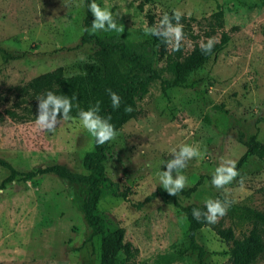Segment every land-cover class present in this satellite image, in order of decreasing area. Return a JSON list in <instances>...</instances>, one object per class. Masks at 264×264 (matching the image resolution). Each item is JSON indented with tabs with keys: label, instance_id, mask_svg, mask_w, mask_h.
Masks as SVG:
<instances>
[{
	"label": "rangeland",
	"instance_id": "obj_1",
	"mask_svg": "<svg viewBox=\"0 0 264 264\" xmlns=\"http://www.w3.org/2000/svg\"><path fill=\"white\" fill-rule=\"evenodd\" d=\"M97 2L109 8L123 28L94 32L124 36L128 47L151 67L161 66L174 46L146 33L147 27L159 26L165 13H181L186 52L209 37L223 47L217 59L190 76L188 86L163 94L159 83L154 84L138 102L139 117L119 129L109 144L105 167L118 191L106 182L96 213L105 220L107 233L125 229V241L137 249L129 264H158L159 255L187 244L188 222L174 202L162 196L146 201L163 189L160 171L167 170L166 162L175 158L172 149L181 142L200 153L181 170L187 178L183 189L201 181L191 198L179 195L181 205L222 196L264 211V171L254 159L230 184L220 189L211 184L218 166L228 160L238 163L250 136L264 139V0ZM217 3L224 10L223 28L208 24ZM84 18L85 0H0V49L10 55L0 51V157L20 171L63 164L85 173L83 157L93 150L94 138L75 118H57L55 131L48 132L34 126L29 116L16 121L6 114L11 110L28 115L34 109L37 98L28 88L33 79L57 69L66 77L90 72L94 47L70 49L80 43ZM8 174L0 166V184ZM172 174L175 177V170ZM85 194L84 186L52 175L1 189L0 264H100V238H91L83 215ZM216 224L231 227L239 239L252 227L227 215ZM198 240L208 252L204 264L228 263L229 246L212 228H203ZM175 264L199 262L186 253Z\"/></svg>",
	"mask_w": 264,
	"mask_h": 264
},
{
	"label": "trees",
	"instance_id": "obj_2",
	"mask_svg": "<svg viewBox=\"0 0 264 264\" xmlns=\"http://www.w3.org/2000/svg\"><path fill=\"white\" fill-rule=\"evenodd\" d=\"M90 0H85V18L83 22V35L80 43L70 49H78L85 45H92L94 53L92 59L95 64L91 66L88 74H79L66 77L62 69L41 75L33 79L29 85V91L35 98H39L46 91H53L57 95H66L73 98L72 118L77 116L80 109H88L99 102L100 115L110 117V123L114 125L116 132L129 121L137 119L140 115L139 100L148 93L150 88L159 83L163 94L171 88L188 86L190 76L202 69L211 59H217L223 47L215 44L209 54H205L201 46H194L186 52L185 45L181 42L179 50L174 46L166 53L164 61L159 67H151L144 63L143 56L128 47L124 36L114 35L101 37L92 28L94 17L88 9ZM187 19L183 17L185 22ZM190 20L196 22V19ZM211 28L224 27V10L220 3L216 4V11L209 21ZM7 57L4 50L0 49ZM108 90L120 96L118 108L112 106ZM131 107V111L126 109ZM26 114L7 110L6 114L13 120L25 121L28 116L33 120L38 115V100L34 109ZM57 118H62L58 114ZM111 141L102 145H93V150L83 157L85 173L75 172L63 164H54L27 171L16 169L10 162L0 157V166L9 171L8 176L1 182L0 190L5 189L13 182H29L39 176L52 175L67 181L70 185H79L86 188L83 198L82 210L84 219L91 229V238H100V264H129L137 255V249L125 241V229L107 233L105 220L96 213L97 205L102 195V189L106 182L118 188V185L107 177L105 162L108 159L107 152ZM246 152L237 163L241 170L251 159L262 165L264 171V139L250 136L245 141ZM201 181L195 185L171 195L163 189H158L146 198L149 202L162 196L174 202L175 207L184 214L188 222L187 244L184 249L159 255L156 259L158 264H175L183 261L186 253L197 256L199 264H204L208 254L206 248L199 243V234L205 227L212 228L216 234L229 246V260L227 264H256L260 259L264 260V211L249 206L236 205L219 197L221 201H228L229 207L226 215L233 220L248 222L252 225L248 234L237 238L234 230L223 228L219 224H209L202 216L199 220L192 216L193 209L206 211L205 204L181 205L179 195L191 198L199 189ZM118 191V189H117ZM117 196H123L117 192Z\"/></svg>",
	"mask_w": 264,
	"mask_h": 264
},
{
	"label": "clouds",
	"instance_id": "obj_3",
	"mask_svg": "<svg viewBox=\"0 0 264 264\" xmlns=\"http://www.w3.org/2000/svg\"><path fill=\"white\" fill-rule=\"evenodd\" d=\"M88 9L94 17L92 28L94 31H121L123 26L115 22L114 16L109 8L101 7L97 0H90ZM173 20L175 23H173ZM181 13L174 11L171 16L165 13L160 21L159 26H151L146 28V33L151 36L163 38L165 42L172 43L174 50H179L181 41L184 39V25L180 23ZM215 37L207 38V42L201 45V49L205 54L212 52L215 46ZM111 98L112 106L118 108L120 105V96L108 90ZM38 100V115L33 124L42 131L53 132L55 125L58 123L57 116L61 115L62 121L72 118L70 113L73 110V98L66 95H57L53 91H46ZM131 111V107L126 109ZM75 119L79 125L85 129L91 137L94 138L95 144L102 145L113 140L116 136L114 125L110 123V117L100 115V105L97 102L88 109H80ZM174 159L166 162V171H160V185L169 194L175 195L183 190L186 184V176L181 174V170L187 167L188 161L198 156L200 153L197 148L192 145L181 142L172 149ZM162 164H165L163 160ZM175 170V177L173 176ZM240 176L237 168L236 160H228L225 164L218 166L211 177V184L217 188H223L230 184L236 177ZM240 183L242 185L243 178ZM229 207L228 201L220 199H208L205 201L206 211L193 209L192 216L199 220L202 216L209 224H214L220 218L226 215Z\"/></svg>",
	"mask_w": 264,
	"mask_h": 264
}]
</instances>
